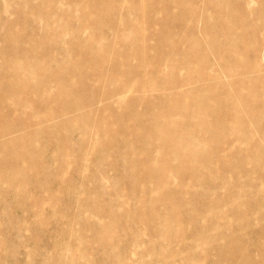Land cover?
<instances>
[{
  "label": "rangeland",
  "instance_id": "374dc122",
  "mask_svg": "<svg viewBox=\"0 0 264 264\" xmlns=\"http://www.w3.org/2000/svg\"><path fill=\"white\" fill-rule=\"evenodd\" d=\"M81 5V0L45 4L41 0H0V108H15L13 124L25 122L29 115L37 122L45 114L47 121L51 119L38 129L35 126L30 134L20 125L13 126L18 130L14 135L24 133L14 153L22 159L6 165H20L38 175L34 181L16 182L28 192L22 196L10 192L8 183L0 186V264H219V256L238 246L250 253L253 264H264V174L240 178L216 173L212 180L192 179L184 199L173 195L184 223L176 229L170 227L172 214L163 205L153 202L143 210L135 203L151 198L154 183H142L143 191L130 185L134 170L127 157L130 151L127 146L107 142L102 128L126 125L146 135L148 128L139 126L134 108L145 112L147 104H158L164 92L150 89L147 102L142 103L135 84L119 102L118 98L106 102L98 98L89 107L87 97L79 99V106L74 101L88 92L100 96L107 90L116 91L123 79L137 76L129 74L141 62L133 47L142 40L141 14L151 9L150 0H95V9L102 7L94 16L96 21L78 17ZM174 5L184 26L174 39L176 45L187 43L194 35L204 44L200 50L209 52L208 60L192 65L184 55L169 57L160 48L157 58L144 60V67L158 72L156 78H170L174 72L185 82L187 75L192 76L185 88L190 91L199 76L206 80L214 70V49L228 57L230 44L236 43L234 35L245 34L239 25L242 9L248 7L243 8L246 2L242 0H177ZM251 7L254 11L248 10L247 18L253 26L256 17L264 18V11H259L258 3ZM226 10L231 13L229 28L217 21L225 18ZM206 18L211 20L209 25ZM75 56L91 60L92 67L73 71L78 62ZM5 61L20 66L13 73ZM67 73L74 85L81 86L76 98L59 93ZM25 75L31 77L26 80ZM43 75L49 78L54 102L65 104V110L43 106L41 96L37 97V77ZM26 100L27 108L22 110L19 104ZM133 100L137 101L133 109H125ZM112 104L122 109L111 110ZM193 105L194 98L189 96L185 102L172 100L161 109L179 123L178 134L184 139L200 131L189 123ZM181 109L186 113L180 114ZM43 130L51 134L47 136ZM146 152L148 159L158 155L152 146ZM164 159L174 162L168 161L170 157ZM251 160L255 164L257 158ZM143 171L135 183L144 178ZM204 173L212 177L208 171ZM5 178L7 174L0 172V179ZM178 181L170 177L165 185L172 187ZM106 226L115 232L111 248H104V240L97 236Z\"/></svg>",
  "mask_w": 264,
  "mask_h": 264
},
{
  "label": "bare ground",
  "instance_id": "6f19581e",
  "mask_svg": "<svg viewBox=\"0 0 264 264\" xmlns=\"http://www.w3.org/2000/svg\"><path fill=\"white\" fill-rule=\"evenodd\" d=\"M48 1L53 0H41V3L45 4ZM81 1H83V5L79 9L78 17L88 16L91 20L96 21L94 16L100 13L102 7L95 9V0ZM176 1L150 0L151 9L144 10L141 14L142 40L133 47L137 48L138 55L136 56L141 59V62L129 72L130 75L136 73L135 78L123 79L116 91L107 90L100 96L88 92L74 101L75 106H79V99L87 97L86 103L89 107L95 106L98 98L102 102L118 98L116 102H119L128 91L135 88V84L138 85L137 91L142 96L139 102L142 103H146L148 100L146 96L148 90L156 89L164 92L158 104L153 101L147 104L145 112L134 108L135 117L140 121L139 126L148 128L146 135L135 133L134 128L126 125L121 128H117V124H113L109 128L103 127L102 124L99 125L103 127L102 131L107 142L121 144L123 148H125L124 146L128 147V149L125 148L130 151L127 157L132 161L134 167L130 185L143 191L146 182L154 183L149 194L151 198L139 199L135 203L143 210H147L144 205L153 202L163 205L165 211L172 214L169 222L171 223L170 227H175V229L184 223L178 216L177 203L173 195L184 199L188 195L186 190L192 179L198 178L204 182L206 179H215L213 174L216 173H222L225 177L236 175L240 178L264 174V18L256 17L253 26H250V21L247 18L248 10L250 13L254 11V8L251 7L252 4L258 3L259 11H264V0H242V2H246V6L243 8L248 7V10L242 9L243 16L239 25L245 34L234 35L236 43L230 44L228 57H225L224 52L222 54L219 49H214L217 55L214 70L206 80H204V75L199 76L196 81L197 86L190 91L185 88L188 85L187 81H190L192 76L187 75L185 82L177 79L174 72L171 73L170 78H156L158 72L148 71L144 67V60L157 58L160 48L169 57H175L178 54L184 55L193 63L192 65L200 66L208 60L209 52L200 50L204 44L194 35L187 43L181 46L176 45L175 37H178L180 30H184V26L179 21V15L174 12ZM89 2H93L92 6ZM230 17V10H226L225 18H217V21L221 27L229 28ZM206 22L209 25L211 20L206 18ZM157 41H160L161 45H158ZM75 58L78 62L73 66V71H82L85 67H92L91 60L86 61L76 56ZM5 62L6 67L13 73H15L14 69L20 66L14 61ZM6 67H4L5 71ZM30 77L31 75H25L26 80ZM150 78L153 79L149 80ZM223 78L226 80H222ZM37 80L39 90L36 91V94L38 98L41 96L43 106H50V108L57 106L65 110V104L54 102L55 94L52 93L49 86V78L43 75L38 76ZM11 84L13 83L11 82ZM61 86L59 93H71L74 97L81 87L73 84L68 73L64 74ZM189 96L194 98L193 113L189 116V123L197 126L200 131L193 138L184 139L178 134L181 127L179 123L169 118L161 109L168 106L172 100L185 102ZM136 103L137 101L133 100L125 109H133V105ZM26 104L27 100L20 103L19 106L25 110ZM110 109L120 111L122 107L112 104ZM14 110V107L8 105L0 108V166L4 167V170H0V172L7 174L10 178L0 179V186L3 183H8L10 192L16 196H22L28 192L16 182L34 181L38 172H31L20 165L11 167L6 165V163L22 159L20 154L14 153H16V147L22 144L24 133L18 132L17 135H14L13 132L18 130L13 126L20 125L26 130L25 133L30 134L35 126H37L35 129H38L41 123L46 124L51 119L47 121V114H45L43 119L37 122L38 119L29 115L25 122L13 124L15 121ZM179 113L186 112L181 109ZM3 115L6 116L5 120ZM2 118L3 120H1ZM2 123L4 124L1 125ZM47 129L44 127V130ZM44 130L43 132L47 136L51 134ZM118 132H121L122 135H119ZM19 133L23 134L18 135ZM151 146L158 152V155L148 159L146 149ZM37 154L35 152L32 156L35 157ZM165 157H170L171 160L168 161L174 162L164 161ZM252 157L257 158L255 164L251 160ZM255 167L258 170H254ZM141 170H145L142 172L144 178L135 183V178L141 174ZM204 171H208L212 177H206ZM170 177L179 180L177 185L172 187L165 185V181L170 180ZM144 213L148 218V213ZM155 214L151 213V215ZM97 236L104 240V248L114 246L115 232L111 231L110 227L106 226L103 230H98ZM224 254L217 258L219 264H253L250 253L243 247L238 246L233 251ZM262 260L264 261V257Z\"/></svg>",
  "mask_w": 264,
  "mask_h": 264
}]
</instances>
